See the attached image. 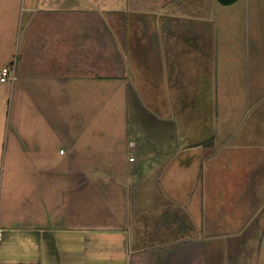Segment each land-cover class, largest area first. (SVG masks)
I'll use <instances>...</instances> for the list:
<instances>
[{
	"label": "crops",
	"instance_id": "crops-1",
	"mask_svg": "<svg viewBox=\"0 0 264 264\" xmlns=\"http://www.w3.org/2000/svg\"><path fill=\"white\" fill-rule=\"evenodd\" d=\"M214 1L0 11V73L16 62L15 81H0V264H188L205 239L188 213L207 222L222 192L208 164L223 153L225 119L218 91L188 87V64L212 76L246 54L251 102L239 110L264 102V0L233 11Z\"/></svg>",
	"mask_w": 264,
	"mask_h": 264
},
{
	"label": "rangeland",
	"instance_id": "rangeland-1",
	"mask_svg": "<svg viewBox=\"0 0 264 264\" xmlns=\"http://www.w3.org/2000/svg\"><path fill=\"white\" fill-rule=\"evenodd\" d=\"M28 2L29 0H0V11H26ZM245 3L248 4H243ZM193 5L196 6L195 3ZM214 6L216 11L234 10L232 6H225L217 1H214ZM18 22L22 23V19ZM231 29L230 26L229 35ZM119 34L117 33L120 39ZM225 36L228 34L225 33ZM21 37L18 29L16 45L20 44ZM227 50L240 49L227 47L226 55ZM232 57L230 61L223 58V61L229 63H220L217 74L212 76L204 73L210 72L211 65L208 68L203 61L199 64H188V87L193 90L218 91L220 114L225 118L223 127H218L219 131L222 130V136L221 142L217 144L223 153L217 160L210 162V167L208 164V169L218 170L217 180L222 192H217V205L211 206V202L210 206L204 208L207 222L201 218V209L197 207L192 208V216L188 213V220L195 223L194 236L205 237L201 241V248L188 250V264H264V176L261 177L264 174V145L260 144L264 138V121L257 120L264 117V102L255 103L257 107L254 111L239 110L240 102H251L249 95H246L250 91L246 88L249 80L243 77L247 68L246 54L235 57V60ZM262 60L260 58L259 61ZM221 73L226 78L220 79L217 85V75L222 77ZM261 83L262 81L257 84ZM198 99L200 98L197 96L188 98L190 105L196 104ZM259 148L261 159L258 158ZM255 153L258 156L256 158ZM135 154L129 150L128 158ZM257 168H260L259 173H256ZM163 171L161 170L160 176L164 178ZM193 179V175L188 174V185Z\"/></svg>",
	"mask_w": 264,
	"mask_h": 264
},
{
	"label": "built area",
	"instance_id": "built-area-1",
	"mask_svg": "<svg viewBox=\"0 0 264 264\" xmlns=\"http://www.w3.org/2000/svg\"><path fill=\"white\" fill-rule=\"evenodd\" d=\"M16 79V62H14L11 66L3 67L0 73V81L1 82H9L13 83ZM134 159L132 158L131 161Z\"/></svg>",
	"mask_w": 264,
	"mask_h": 264
},
{
	"label": "trees",
	"instance_id": "trees-1",
	"mask_svg": "<svg viewBox=\"0 0 264 264\" xmlns=\"http://www.w3.org/2000/svg\"><path fill=\"white\" fill-rule=\"evenodd\" d=\"M217 1L219 3H221L222 5L229 6V5H232L239 0H217Z\"/></svg>",
	"mask_w": 264,
	"mask_h": 264
}]
</instances>
